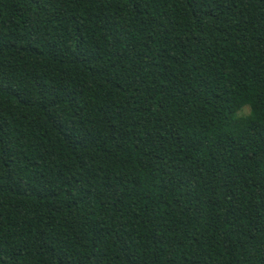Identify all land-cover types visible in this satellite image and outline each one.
<instances>
[{
    "label": "trees",
    "instance_id": "trees-1",
    "mask_svg": "<svg viewBox=\"0 0 264 264\" xmlns=\"http://www.w3.org/2000/svg\"><path fill=\"white\" fill-rule=\"evenodd\" d=\"M0 264H264V0H0Z\"/></svg>",
    "mask_w": 264,
    "mask_h": 264
}]
</instances>
